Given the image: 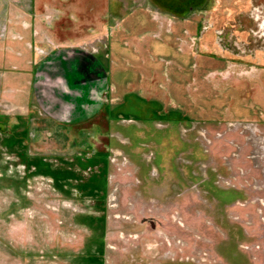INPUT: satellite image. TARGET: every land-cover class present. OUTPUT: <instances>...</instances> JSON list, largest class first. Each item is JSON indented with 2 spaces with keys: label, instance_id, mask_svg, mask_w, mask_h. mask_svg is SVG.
<instances>
[{
  "label": "rangeland",
  "instance_id": "obj_1",
  "mask_svg": "<svg viewBox=\"0 0 264 264\" xmlns=\"http://www.w3.org/2000/svg\"><path fill=\"white\" fill-rule=\"evenodd\" d=\"M0 264H264V0H0Z\"/></svg>",
  "mask_w": 264,
  "mask_h": 264
},
{
  "label": "crops",
  "instance_id": "obj_2",
  "mask_svg": "<svg viewBox=\"0 0 264 264\" xmlns=\"http://www.w3.org/2000/svg\"><path fill=\"white\" fill-rule=\"evenodd\" d=\"M16 43H17V42H16ZM16 43H15V44H16Z\"/></svg>",
  "mask_w": 264,
  "mask_h": 264
}]
</instances>
